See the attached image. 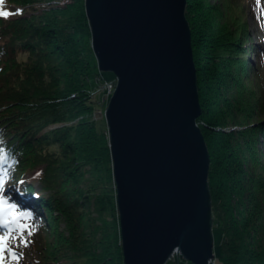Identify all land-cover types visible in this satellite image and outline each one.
I'll return each mask as SVG.
<instances>
[{
	"label": "trees",
	"instance_id": "1",
	"mask_svg": "<svg viewBox=\"0 0 264 264\" xmlns=\"http://www.w3.org/2000/svg\"><path fill=\"white\" fill-rule=\"evenodd\" d=\"M187 1L197 123L224 237L217 258L264 264V0ZM0 10L11 13L0 16V177L35 228L15 264H125L108 132L90 118L97 65L85 0H0ZM248 13L260 23L257 44Z\"/></svg>",
	"mask_w": 264,
	"mask_h": 264
},
{
	"label": "water",
	"instance_id": "2",
	"mask_svg": "<svg viewBox=\"0 0 264 264\" xmlns=\"http://www.w3.org/2000/svg\"><path fill=\"white\" fill-rule=\"evenodd\" d=\"M187 0H85L105 110L125 264L216 260L210 151Z\"/></svg>",
	"mask_w": 264,
	"mask_h": 264
},
{
	"label": "snow or ice",
	"instance_id": "3",
	"mask_svg": "<svg viewBox=\"0 0 264 264\" xmlns=\"http://www.w3.org/2000/svg\"><path fill=\"white\" fill-rule=\"evenodd\" d=\"M11 13L0 10V16ZM5 157L0 154V165ZM3 177H0V264H15L22 255L16 251L19 245L28 246L35 228L30 223L32 213L20 210L16 203L4 195Z\"/></svg>",
	"mask_w": 264,
	"mask_h": 264
},
{
	"label": "rangeland",
	"instance_id": "4",
	"mask_svg": "<svg viewBox=\"0 0 264 264\" xmlns=\"http://www.w3.org/2000/svg\"><path fill=\"white\" fill-rule=\"evenodd\" d=\"M259 14H260L259 17L262 19L261 22L264 25V11L262 13V9H261V12H259ZM247 21H248V24H249L250 29H251V35H252V39L254 41L253 43L257 44V43H259V38H260V34H259L260 32L258 31V26H259L260 23L257 24L256 23V20H255V17L253 15H251L250 13H248ZM91 48H92V45H91ZM255 56H256V53L255 52H252L251 60H252V63L254 65H256V57ZM96 65H97V63H96ZM93 73H94V75L91 77V80H90L91 94L93 95L94 101H96L97 105H95L96 106L95 107V110L92 113V115L90 116V118H91L92 121H96L98 123V125L104 127L106 125L105 110H106V107H107V104H108L109 99L106 100L105 102L100 103V104L98 103V100L100 99V97L102 95H99L96 92L97 85H96L95 77H96V75L98 73H100L97 67L94 69V72ZM102 74H103L104 78L107 79V80H115V76L112 73L103 72ZM96 94H98V95L96 96ZM94 115L96 116V119H94ZM84 118H85V116L80 115L75 120L71 121L70 124L73 125L75 123H78L81 120H83ZM106 130H107V126H106ZM107 132H108V130H107ZM108 138H109V136H108ZM34 176H36V174H34ZM32 180H34V178H32ZM96 216H97L96 211L94 209H92V217H96ZM213 217H214V215H213ZM214 220H215V217H214ZM97 223H99V222H97ZM213 230H214V228H213ZM214 236H215V254H216V261L213 264H223V262L219 258H217V257H218V255L220 253V246H221V244L224 241V237H223V234L221 233V231H218V230H215L214 231ZM167 264H191V263L190 262H187L185 260H177L176 262L171 260Z\"/></svg>",
	"mask_w": 264,
	"mask_h": 264
},
{
	"label": "built area",
	"instance_id": "5",
	"mask_svg": "<svg viewBox=\"0 0 264 264\" xmlns=\"http://www.w3.org/2000/svg\"><path fill=\"white\" fill-rule=\"evenodd\" d=\"M95 81H96V85H97L96 92L99 95H102L100 97V99L98 100V103L100 104V103L105 102L106 100L110 99V97L112 96V94H113V92H114V90L116 88L117 82H116V80H107V79H105L102 73H98L96 75ZM98 94H96V96ZM94 119H96L95 115H94Z\"/></svg>",
	"mask_w": 264,
	"mask_h": 264
}]
</instances>
